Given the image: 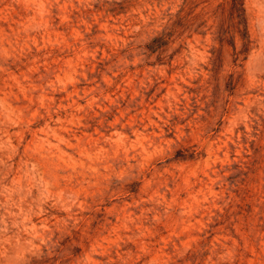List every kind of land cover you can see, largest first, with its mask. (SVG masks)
<instances>
[{
    "label": "rangeland",
    "instance_id": "obj_1",
    "mask_svg": "<svg viewBox=\"0 0 264 264\" xmlns=\"http://www.w3.org/2000/svg\"><path fill=\"white\" fill-rule=\"evenodd\" d=\"M0 264H264V0H0Z\"/></svg>",
    "mask_w": 264,
    "mask_h": 264
}]
</instances>
